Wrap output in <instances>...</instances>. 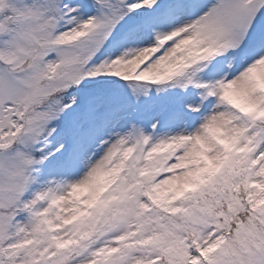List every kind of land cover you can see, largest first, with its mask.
<instances>
[{
	"label": "snow or ice",
	"instance_id": "obj_1",
	"mask_svg": "<svg viewBox=\"0 0 264 264\" xmlns=\"http://www.w3.org/2000/svg\"><path fill=\"white\" fill-rule=\"evenodd\" d=\"M0 264H264V0H0Z\"/></svg>",
	"mask_w": 264,
	"mask_h": 264
}]
</instances>
